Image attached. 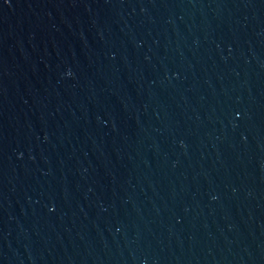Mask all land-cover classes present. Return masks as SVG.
Masks as SVG:
<instances>
[{
  "label": "water",
  "instance_id": "water-1",
  "mask_svg": "<svg viewBox=\"0 0 264 264\" xmlns=\"http://www.w3.org/2000/svg\"><path fill=\"white\" fill-rule=\"evenodd\" d=\"M0 264H264V0H0Z\"/></svg>",
  "mask_w": 264,
  "mask_h": 264
}]
</instances>
